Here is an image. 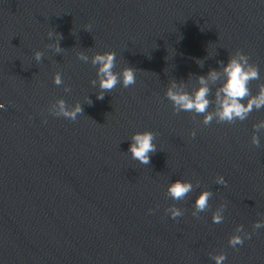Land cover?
I'll list each match as a JSON object with an SVG mask.
<instances>
[{
  "label": "water",
  "instance_id": "1",
  "mask_svg": "<svg viewBox=\"0 0 264 264\" xmlns=\"http://www.w3.org/2000/svg\"><path fill=\"white\" fill-rule=\"evenodd\" d=\"M238 50L258 68L247 104L264 87V0H0V264H264V105L217 115ZM109 51L134 84L100 88L92 60ZM201 76L205 112L178 110L168 89L194 94ZM146 130L144 164L129 145ZM176 180L192 185L179 199Z\"/></svg>",
  "mask_w": 264,
  "mask_h": 264
},
{
  "label": "clouds",
  "instance_id": "2",
  "mask_svg": "<svg viewBox=\"0 0 264 264\" xmlns=\"http://www.w3.org/2000/svg\"><path fill=\"white\" fill-rule=\"evenodd\" d=\"M39 58L40 53H36ZM86 59V57H85ZM115 61L114 52L98 53L93 57L92 63L98 64V75L100 76V88L103 90H110L121 81L125 87L135 83V70L131 67L125 68L120 75L113 71ZM223 72L226 74L227 79L222 86L217 90V98L220 104L217 115L220 120L231 121L234 118L243 119L245 115L250 112L255 106L260 108L264 105V87L261 88L259 94L256 97H251L247 104L242 103V98L248 95L249 88L247 86L248 81L255 79L258 76V68L248 63L246 54L240 50L237 54L230 58L229 62L224 65ZM211 79H216L218 73L212 71L210 74ZM201 87H199L194 94H190L185 91L177 90L176 85L173 84L167 91L168 98L173 102L174 106L179 110L192 111L197 113L205 112L209 100L207 93L209 88L206 84V78L201 76ZM55 82L59 84L61 82L60 77L55 78ZM103 97V93L99 94V98ZM60 113L71 120H75L76 114L82 111L80 105H76L74 109L68 110L65 107L64 101L59 102ZM212 119V115L209 113L205 115L204 122L208 123ZM193 136L195 132L191 133ZM133 142L129 145L133 157L138 159L141 163L147 164L149 162V153L155 150L153 141V133L151 131L137 132L132 137ZM253 143L258 144L257 137L253 138ZM190 181L176 180L168 186V192L173 199H179L191 190ZM211 193L207 190L202 191L196 198L195 208L198 211H202L207 207L208 197ZM182 215V212L178 208H173L171 211L172 218ZM221 216L219 214L214 215L213 222L219 223ZM261 227V223L257 221L254 224V228ZM250 233H246L241 236L239 234L229 238V244L233 247L242 244L246 236H250ZM217 264H223L226 259V254L221 253L215 257Z\"/></svg>",
  "mask_w": 264,
  "mask_h": 264
}]
</instances>
